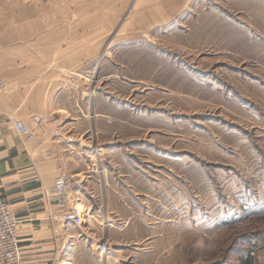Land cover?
<instances>
[{
	"label": "rangeland",
	"instance_id": "rangeland-1",
	"mask_svg": "<svg viewBox=\"0 0 264 264\" xmlns=\"http://www.w3.org/2000/svg\"><path fill=\"white\" fill-rule=\"evenodd\" d=\"M206 1L193 0L179 28L140 30L141 20L128 19L135 27L128 38L143 39L124 52L129 121L142 113L139 141L169 146L175 156L158 166L134 159L143 182L158 186L152 200L128 196L135 204L127 218L105 205L91 209L90 221L112 219V228L124 230L120 242L112 230L109 244H94L103 264L117 253L116 264H240L249 250L252 264H264V0H254L249 14L230 0ZM220 10L236 22L222 33L211 19ZM134 11L129 4L128 15ZM125 132L83 136L96 153L90 170L105 171L101 137L131 151L139 141Z\"/></svg>",
	"mask_w": 264,
	"mask_h": 264
},
{
	"label": "crops",
	"instance_id": "crops-1",
	"mask_svg": "<svg viewBox=\"0 0 264 264\" xmlns=\"http://www.w3.org/2000/svg\"><path fill=\"white\" fill-rule=\"evenodd\" d=\"M192 1L0 0V76L7 82L0 91V197L21 220L22 264H103L100 253L93 251L96 241L107 239L109 244L112 230L116 240H122L124 230L112 228V219L95 223L87 218L78 226L51 218L58 208L46 190L62 170L78 178L68 194L70 205L95 211L105 205L109 212L127 218L123 213L135 204L128 196L153 199L158 185L143 182L148 178L136 169L134 159L143 157L158 166L159 159L175 153L169 146L160 149L154 140L139 141L143 115H133L129 121L124 52L129 45H143L141 38H128L129 30H135L133 20H141L140 30L179 28L192 14ZM231 1L230 7L249 14L254 0ZM129 4H134L132 16L127 13ZM212 18L221 33L236 25L224 10ZM92 88L97 92L88 97ZM31 113L45 115L50 122L39 126L30 120ZM10 120L27 122L35 139L22 138ZM56 127L61 129L59 135L52 133ZM92 130L102 136L125 132L123 137L139 142H133L128 152L112 137L99 138L105 169L100 173L90 170L92 159L96 160L94 144L82 139ZM119 255L109 264H116Z\"/></svg>",
	"mask_w": 264,
	"mask_h": 264
},
{
	"label": "built area",
	"instance_id": "built-area-1",
	"mask_svg": "<svg viewBox=\"0 0 264 264\" xmlns=\"http://www.w3.org/2000/svg\"><path fill=\"white\" fill-rule=\"evenodd\" d=\"M7 86V82L0 76V91ZM29 118L39 126L49 123V118L38 113H31ZM15 131L26 141L35 139L31 126L24 120H10ZM53 134L59 131L52 130ZM78 178L74 173L62 170L56 178L52 188L46 190V196L56 203L57 210L51 213V218L61 223L81 226L87 218H92L91 209L70 205L68 194L77 184ZM21 220L12 211L9 202L0 197V264H22V246L20 241Z\"/></svg>",
	"mask_w": 264,
	"mask_h": 264
},
{
	"label": "trees",
	"instance_id": "trees-1",
	"mask_svg": "<svg viewBox=\"0 0 264 264\" xmlns=\"http://www.w3.org/2000/svg\"><path fill=\"white\" fill-rule=\"evenodd\" d=\"M259 241H253V246H258L260 244V242L258 243ZM255 257L253 256L252 252L249 250L247 251V253L242 256L241 258V261H240V264H252L253 261H254Z\"/></svg>",
	"mask_w": 264,
	"mask_h": 264
}]
</instances>
